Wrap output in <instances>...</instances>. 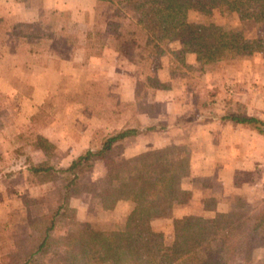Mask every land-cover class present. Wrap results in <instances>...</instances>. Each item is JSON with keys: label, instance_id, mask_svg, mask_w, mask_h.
<instances>
[{"label": "rangeland", "instance_id": "rangeland-1", "mask_svg": "<svg viewBox=\"0 0 264 264\" xmlns=\"http://www.w3.org/2000/svg\"><path fill=\"white\" fill-rule=\"evenodd\" d=\"M117 9L122 6L99 0H0V264L16 241L32 233L29 218L54 209L64 192V175L37 185L28 168L41 163L66 168L125 128L139 133L114 147L113 159L174 145L183 146L190 161L199 157L193 174L190 167L181 178L174 200L151 211L156 248L171 245L173 224L184 216L214 218L216 213H201L213 204L221 213L244 214L238 236L249 220L264 216V136L223 120L239 115L264 121V57L255 52L257 41H264V24H243L228 11L189 13L190 22L243 32L239 60L202 66L178 43L149 56L137 15L115 16ZM114 24L118 33L111 34ZM39 136L53 144L48 153L36 146ZM229 137L240 146L226 152L220 143ZM214 141H222L220 157L208 145ZM213 156L219 159L215 165ZM102 174L98 164L80 181L96 185ZM239 182L245 184L237 187ZM66 206L56 228L61 234L89 221L118 230L132 211L122 201L103 210L83 192L69 193ZM185 211L191 213L183 216ZM253 259L264 262L260 241Z\"/></svg>", "mask_w": 264, "mask_h": 264}, {"label": "trees", "instance_id": "trees-1", "mask_svg": "<svg viewBox=\"0 0 264 264\" xmlns=\"http://www.w3.org/2000/svg\"><path fill=\"white\" fill-rule=\"evenodd\" d=\"M99 1L121 5L122 9L113 13L115 16L137 15L136 23L147 37L142 47L149 56L163 54L165 44L178 43L182 53L196 54L202 66L239 60L245 43L243 32L241 27L227 29L213 23L190 22L189 13L212 16L215 11H228L243 24H264V0ZM114 27L108 32L118 33L117 25ZM257 43L260 44L255 52L264 57V41ZM140 55L143 58L141 52ZM223 120L253 127L264 136V121L260 119L231 115ZM138 133L136 128L117 131L106 137L100 148L84 151L66 168L31 165L28 172L33 184L49 183L61 173L64 192L54 209L29 218L34 227L32 233L15 242L14 249L3 257V264H256L255 243L260 241L264 246V216L249 220L248 229L241 236L237 229L244 217L242 213H216L212 219L184 216L173 224L171 245L154 246L151 211L179 194V183L188 174L190 159L180 145L144 152L131 159L110 157L114 147ZM36 146L46 153L54 147L41 136ZM98 164L103 167V174L97 184L81 183L80 176ZM71 192L90 194L99 200L103 210H112L122 201L130 203L132 211L118 230H105L89 221L79 223L75 232L61 234L56 228L59 219L66 217V201Z\"/></svg>", "mask_w": 264, "mask_h": 264}, {"label": "crops", "instance_id": "crops-1", "mask_svg": "<svg viewBox=\"0 0 264 264\" xmlns=\"http://www.w3.org/2000/svg\"><path fill=\"white\" fill-rule=\"evenodd\" d=\"M212 130H214L213 128H211ZM210 129V130H211ZM218 142H222V141H214V142H211L210 144H208L209 145V147H210V149L212 150L213 149V155H215L216 157H220V156H218V149H219V147H220V145L221 144H225L224 146H225V151L226 152H228L229 151V149H231V147L234 149V146H240V143H235L232 139H230V137L227 139V142L226 143H220V145L218 144ZM243 145V144H242ZM223 146V147H224ZM160 148V147H159ZM220 149H223L222 147H220ZM215 153V154H214ZM215 156H213L215 159H214V162L215 163H213L214 165L216 164V162H219V159L217 160V158L215 157ZM198 159H199V157H197V158H192L191 159V161H190V172H191V175L193 174V171H194V167H196L200 162H198ZM200 159H204V157L202 156ZM208 160V159H207ZM217 160V161H216ZM243 184H245V182H239L238 184H237V187H239L240 185H243ZM242 187V186H241ZM121 202H118L117 203V206L120 204ZM215 203H217L216 201H215ZM203 210V212H201V213H211V214H215V213H221V212H224V210H222V209H220L219 207H218V204H213L210 208H205V209H202ZM186 212V211H185ZM188 212V211H187ZM183 213V216L184 215H187V214H190L189 212L188 213Z\"/></svg>", "mask_w": 264, "mask_h": 264}]
</instances>
